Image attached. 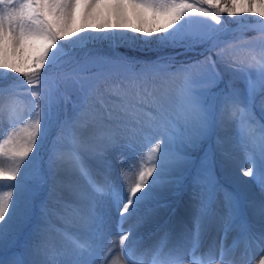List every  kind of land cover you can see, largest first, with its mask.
Returning <instances> with one entry per match:
<instances>
[{"label":"snow or ice","instance_id":"6c2138e0","mask_svg":"<svg viewBox=\"0 0 264 264\" xmlns=\"http://www.w3.org/2000/svg\"><path fill=\"white\" fill-rule=\"evenodd\" d=\"M224 14L258 17L239 23L264 36V0H0V81L9 79V72L23 77L11 78L7 88L0 85V264H95L113 212L119 253L109 247L100 264H235L237 251L243 260L252 245L264 246V47L256 51L248 42L226 41ZM122 30L159 48L183 49L176 55L197 45L206 46L208 54L174 67L175 56L139 62L78 57L73 51L88 39L105 38L83 33ZM240 48L246 59L231 55ZM22 53L29 54L26 60ZM52 68L59 73L47 71ZM170 79L180 81L171 95ZM17 86L31 97L30 106L15 94ZM69 87L76 94L73 116L61 120ZM86 109L88 119L81 120ZM231 124L244 153L242 175L251 178L260 199L224 188L214 172L215 149L202 151L213 137L222 149L231 139L226 135ZM52 128L59 131L46 170L40 142ZM140 136L149 147L122 168V190L105 152L132 147ZM95 139L104 142L102 149L89 148ZM88 159L101 166L102 179ZM58 163L66 166L68 186L82 202L63 205L60 218L71 227L56 229L60 247L48 241L54 226L40 200L47 173ZM189 188L191 227L174 231L165 219L147 234L156 239L145 246L146 237L137 230L168 207L161 194ZM212 228L219 239L205 248ZM257 264H264V255Z\"/></svg>","mask_w":264,"mask_h":264},{"label":"rangeland","instance_id":"374dc122","mask_svg":"<svg viewBox=\"0 0 264 264\" xmlns=\"http://www.w3.org/2000/svg\"><path fill=\"white\" fill-rule=\"evenodd\" d=\"M227 22H232L235 20V23L226 27L228 29L225 40L226 41H237L240 44L247 43V48L255 49L256 51H259L262 47H264V36L260 35V29H253L251 25L249 24H241L239 21L245 20V21H255L258 20V17L255 16H249V15H241L236 17H229L226 14L222 17ZM195 19H204L202 17H195ZM237 20V22H236ZM211 23V21H209ZM217 27V26H216ZM81 35H87V36H93L98 37L102 36L105 38H95V39H88L86 40L82 45L77 46L73 51L78 57H86V56H101L108 59H114V58H128L139 62H152L157 60L160 56H175L177 59V63L174 67H179L180 61H196L201 60L204 57L200 55L201 52H205V47L203 45H197L195 47V50L192 52H188L184 55H176L178 52H183V49H174L171 48L169 53H162L159 54L153 58L145 59V58H135L133 56H127L123 50L127 49L128 51H134L133 46H136L137 48H142L141 44H147L144 41L146 38L143 35L133 33L130 30H122L120 32H116L115 34H109V33H83ZM153 40L155 37L152 38ZM60 43L65 44L67 46L66 41H61ZM155 45L154 43H152ZM135 47V48H136ZM136 48V49H137ZM159 48V47H158ZM159 49H165V48H159ZM208 53L205 52V55ZM27 53H22V59H27ZM213 58L215 59V53L211 54ZM231 55H235L239 57L240 59H246L247 58V51L244 48H240L237 50H233L231 52ZM50 73L55 72L59 73L58 69L52 68L47 69ZM11 72L7 73V76L9 79H5L0 81V85L7 88L9 84H12L14 81L11 78H15L16 80H23V77L18 76V74L13 73V75H9ZM13 76V77H10ZM180 81L178 79L176 80H169L167 82V89L169 91V94H174L175 89L179 86ZM64 86H62L63 88ZM16 95H19L23 98L25 106H30L29 101L31 100V97L26 94V92L19 88L17 86V90L15 92ZM66 95L68 96V101L62 105V113L60 116V119L63 120L65 118H71L73 116V106L72 102L76 99V94L72 91V89L69 87L67 90ZM5 100H7V96H5ZM94 99L89 101V105L94 104ZM25 114H26V107H25ZM256 116L259 119L261 117V112L259 106L256 108ZM81 120L88 119V109L85 110V115L80 117ZM98 123V122H97ZM2 130L4 134L7 133L9 130V124L7 120V116L4 118ZM59 129L58 128H52L50 129V134L42 140L40 143L42 144V147L39 150V156L44 159L45 161V169L47 170V156H48V150L51 146V142L56 139L57 133ZM222 136L225 135L224 132L220 133ZM154 136L158 137L159 132H156L153 134ZM226 135L230 137L231 139L228 140L227 143H225L222 147V149L217 148L216 146V137H213L211 141L207 142L204 145V150L209 149H215V176L217 180L220 182V184L228 189L229 191H235L240 192L243 191V189L248 186L251 190H256V192L260 193L257 186L253 183L251 178L244 177L242 175V169L237 168V162L239 161L238 166L241 168V166L244 164V153L241 150V148L238 146L237 139H236V128L235 124H231L228 127ZM149 145L146 144L144 138L142 136L138 137L136 141L133 143L132 147H113L108 148L105 152V156L108 161L111 162L112 168H113V175L114 177L119 179V183L123 188V177L121 176V170L122 168H128L131 163L137 162V156L138 155H144L148 150ZM103 147L95 148L96 150H100ZM227 153V155H224V153ZM201 153H196V155H200ZM234 160V161H233ZM87 163L92 168L93 172L96 174L98 179H102V168L95 160L88 159ZM241 163V164H240ZM243 168V166H242ZM96 169V170H95ZM53 168L48 171L47 177H46V184L43 187V190L40 195V200L43 202H48L50 198V187H51V176H52ZM248 184V185H247ZM253 188V189H252ZM164 192L169 191L165 190ZM173 195V194H172ZM185 196L186 199L192 204L191 200V189L181 190L178 194H175L176 198H180L182 196ZM117 213H112V219H111V227H113L116 230L115 222L117 219ZM129 225H131V220L128 221V223L125 225V228H127ZM56 228H63L67 227L66 225H55ZM216 239H219V236H216ZM232 237H229V243L231 242ZM236 258L241 256L240 252L237 251V254H235ZM261 255H264V246H258V245H252L249 255L246 256L242 261H240L239 264H257L259 258ZM238 259V258H237ZM98 264V263H95Z\"/></svg>","mask_w":264,"mask_h":264},{"label":"bare ground","instance_id":"6f19581e","mask_svg":"<svg viewBox=\"0 0 264 264\" xmlns=\"http://www.w3.org/2000/svg\"><path fill=\"white\" fill-rule=\"evenodd\" d=\"M100 126L101 125L98 122L96 127L99 128ZM88 146L90 149L100 148L104 146V142L99 139L90 140L88 142ZM141 156L143 155H138L136 157L137 160H139ZM236 164H237L236 167L239 169H242V166L244 165L243 164L240 168L238 166L239 161ZM50 191H51V194L47 202V205L50 210V220L54 227L48 233V241L51 245L60 247L63 241H62L60 234L56 231L57 228L55 225H60V224L66 225L65 221L60 218L62 215H64L63 205L64 204L76 205L77 203L82 204V202H79L77 200L76 194L68 186V172L66 171V166L60 165L59 163L53 166ZM243 192L247 193L250 196L255 197L256 199L261 198L259 192L257 193L256 190H251L248 186H246L243 189ZM161 196H162L161 202L167 203L168 207L158 209L156 211L155 216L147 220L137 230L138 235L143 234L146 237L145 242H144L145 246L151 244L156 239L155 236H153L151 240L147 239V234L149 232L155 231L157 223H162L165 219H168L171 221L170 226L173 228L174 231H179L180 228L185 224L188 227H191V212H192L191 203L186 199V197L183 195L182 197L178 199L172 194H169L168 192H163ZM133 223H134V219L131 220V224ZM66 226L71 227V225H66ZM217 235L219 236L215 228L210 229L206 233L205 238H204L205 248L207 247L209 243H211L213 239H216ZM109 247L113 248L114 254L119 253V239L116 234V230L113 227H111L109 235L104 240V246L98 251V254L95 258V263L100 264V261L104 259V255L107 252ZM248 255H249V252L244 256V258ZM32 258L39 259L40 257L38 256L28 257V259H32ZM237 258L236 257L233 258L235 260V264H239L240 261H242L241 256Z\"/></svg>","mask_w":264,"mask_h":264},{"label":"trees","instance_id":"16d2710c","mask_svg":"<svg viewBox=\"0 0 264 264\" xmlns=\"http://www.w3.org/2000/svg\"><path fill=\"white\" fill-rule=\"evenodd\" d=\"M237 22V20H236ZM235 23V20L232 21V22H228L225 27H228L232 24ZM219 27V26H217ZM142 45V48H137L136 46H133V50L134 51H128L127 49H124L123 52L127 55V56H133L135 58H145V59H150V58H153L159 54H162V53H169L170 49L171 48H165V49H159L156 45H153L152 43H147V44H141ZM137 49H136V48ZM175 59H177L175 57ZM9 75H13V73L9 74ZM14 76V75H13ZM13 76H10V77H13Z\"/></svg>","mask_w":264,"mask_h":264}]
</instances>
